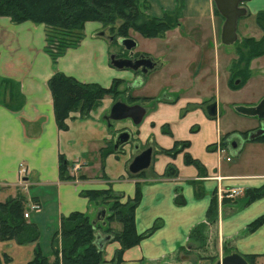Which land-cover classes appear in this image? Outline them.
I'll list each match as a JSON object with an SVG mask.
<instances>
[{
	"label": "crops",
	"instance_id": "crops-1",
	"mask_svg": "<svg viewBox=\"0 0 264 264\" xmlns=\"http://www.w3.org/2000/svg\"><path fill=\"white\" fill-rule=\"evenodd\" d=\"M244 5L247 14L238 19V37L260 39L264 31L256 16L264 10V0H247ZM176 6L177 0H147L146 12L161 17ZM249 19L254 21L250 23ZM223 23L224 17L213 0H182L179 25L168 31L176 36L170 38L178 43L176 55H168L167 59L161 57L162 64L158 62L159 66L141 72L114 66L110 58L115 53L114 48L111 49L112 43L100 34L101 30L96 32L90 22L85 24L81 42L68 48L53 63L46 50L44 23L15 22L10 16L0 14V81L13 82L16 86L11 89L15 98L13 103L9 100L4 103L1 99L3 89L0 91V201L23 197L24 212L30 213L26 220L38 227L37 246L48 260L61 258L59 231L62 217L74 211L89 216L94 212L93 220L101 209L100 204L83 194V190L111 186L125 201L134 197L138 184L141 200L135 208L137 232L143 233L155 223L159 225L137 244L124 249L118 260L115 255L120 248L119 241L106 242L103 260L97 264H217L231 252L242 254L250 264H264V221L254 230L247 229L264 214V192L257 194L264 187V138L248 139L249 132L264 125V118L249 116V120H244L246 129L222 132L217 128L215 139H209L208 151H202L194 142L190 144V139L182 137H176L170 145L157 142L159 148L147 139L154 146L151 164L140 175L132 177L127 173L134 157L130 160L128 154L115 151L105 154L102 150L114 135L105 120L112 98L106 97L102 105L90 110L88 115H83L79 109L70 111L63 127L56 120L49 87V79L56 71H61L78 81L98 83L106 88L116 79L123 80V89H130V98L125 95V102L130 104L153 107V98L159 93L158 99L162 103H172L180 96L189 98L192 83L194 86L206 75L210 78L212 75L210 62L200 59L197 51L228 45L221 42ZM254 23L258 27L253 28ZM185 33L191 40L184 36ZM182 40L187 43L181 44ZM180 48L183 49L181 52ZM134 49L133 52L156 60L150 52ZM166 54L158 53L159 56ZM235 58L237 53L226 59L227 80L231 75V70L227 69L231 68ZM190 66L194 71L190 84H185ZM159 67L164 70L151 73ZM146 89L155 92L154 95ZM19 95L23 96L21 100ZM213 100L208 104L216 103L217 114L208 115L217 118L220 104ZM152 119L146 120L142 127L137 124L138 137H141L140 130H149ZM175 145H179V153L183 156L169 153ZM222 145L226 150L220 155L217 149ZM155 151L177 157L163 161V167L156 170ZM186 153L196 162L187 163ZM21 164L27 168L23 174L19 173ZM73 164L79 166L72 170L78 173L80 169L79 176L73 174L67 178ZM169 164L177 169L176 175L165 174ZM231 187H238L239 193L228 197L226 193ZM177 188L185 197L184 204L174 201ZM33 204L38 206L32 208ZM211 206L216 208L217 218L206 229L207 244L199 257L197 243L190 242L189 233L196 224L206 221ZM116 225L112 227L121 229L119 222ZM98 234L105 236L101 231ZM4 242L9 247L14 241ZM37 246L29 243L28 258L23 264L33 259Z\"/></svg>",
	"mask_w": 264,
	"mask_h": 264
},
{
	"label": "trees",
	"instance_id": "trees-1",
	"mask_svg": "<svg viewBox=\"0 0 264 264\" xmlns=\"http://www.w3.org/2000/svg\"><path fill=\"white\" fill-rule=\"evenodd\" d=\"M146 0H0V14L8 15L15 22L30 20L36 23H44L46 26V50L53 63L63 55L65 50L77 46L84 37V25L86 20H100L106 24H114L117 19L122 23L115 30L117 37H126L129 29L133 28L146 37H162L165 32L179 25V12L182 0H177L174 10L165 12L161 17H155L146 12ZM257 23L264 31V10L256 16ZM114 33V32H113ZM237 47V58L231 64L229 84L231 87H239L247 79V69L250 61L264 54V35L260 39L254 37L241 38ZM243 65V67H241ZM236 80L240 83L236 84ZM5 83V82H4ZM3 83V84H4ZM7 84V83H5ZM13 82H9L8 89L3 88L1 99L4 103L15 101L14 95L7 99V92L12 89ZM56 120L59 126H65L64 120L70 111L79 109L83 115H88L99 103V99L109 92L98 83L81 82L61 71H56L49 79ZM23 96L19 95L18 99ZM8 105V104H7ZM247 133V132H245ZM264 138V135L258 137ZM256 138V139H258ZM184 145L187 143L183 142ZM103 150V149H102ZM115 151L114 149L111 150ZM111 151L104 152L105 154ZM117 152V151H115ZM170 152H179L178 145L170 149ZM188 163L196 160L188 153L185 154ZM141 173L137 174L140 175ZM167 176L177 174V169L169 164L165 173ZM134 175V174H133ZM64 177V176H63ZM67 178L70 175H66ZM264 187L257 194H262ZM83 194L91 201L105 206V202L114 199L110 204L109 214L106 215V224L98 222L93 224L91 217L81 211L71 212L62 217L60 224L61 258L50 261L38 248L40 231L38 227L24 217L23 197H9L0 201V239L2 241H14L20 244L33 243L37 247L32 260L28 264H97L103 260V249H99L95 242L98 232L111 235L112 240L120 243L115 258H120L121 252L137 244L143 237L150 234L159 223H155L148 230L139 233L135 227V208L141 200V188L137 184L134 197L123 201L122 194L117 193L111 186L103 189H86ZM176 204H184L185 197L177 188L174 197ZM217 218V211L209 207L206 221L196 224L189 233L190 242L197 243L196 250L202 257L207 244L206 229ZM115 221L121 224L117 230L109 222ZM264 221V214L251 222L247 229L254 230ZM190 252V250H186ZM5 261L11 257L6 254ZM3 263L0 255V264Z\"/></svg>",
	"mask_w": 264,
	"mask_h": 264
},
{
	"label": "rangeland",
	"instance_id": "rangeland-1",
	"mask_svg": "<svg viewBox=\"0 0 264 264\" xmlns=\"http://www.w3.org/2000/svg\"><path fill=\"white\" fill-rule=\"evenodd\" d=\"M147 4V0L145 1ZM250 23L253 22V19L248 20ZM86 22H90L96 32L98 31H105L104 37L107 39L109 43H112V48L114 51H121L125 52L128 51L125 47L119 42V39L122 37H117L115 35V30H117L118 26L122 23V20L117 19L114 24H106L100 20L88 19ZM85 22V24H86ZM258 27L256 23L252 26ZM85 31V25H84ZM114 32V34H113ZM126 37H131L136 39L137 46L135 50L146 51L150 52L152 56H155L157 62H161L162 58L167 59L168 55L175 56L178 51V43L174 42L170 38H174L173 34L165 32L162 37H146L139 31L131 28L127 32ZM190 39V35L186 34ZM108 37H111L108 38ZM113 38V39H112ZM243 38V37H242ZM116 39V43L113 40ZM241 38H239L240 40ZM258 39V38H257ZM191 40V39H190ZM232 45H221L219 48H208L206 51L198 50V56L207 59L208 62L211 64L212 75L211 78L206 75L203 77L199 82L195 83L191 87V95L189 98H184L182 96L176 97V100L172 103H162L159 101L160 93L156 95L154 100L153 107L151 105H146V113L140 122V127L147 121H150V117H153L152 122H149V130L147 132L140 130L138 133L141 137L137 136L136 128L137 125L132 122L130 118H125L121 120H111L110 128L113 131V138L108 145L103 148V153L107 152L108 150L111 151L114 149V139L118 132L122 130H129L131 132V140L127 142L123 146L119 148L117 152L121 155L128 154L130 160L134 157V155L141 150L145 149L147 146L154 147L148 140L154 142L155 146H157V142L163 145H170L173 143V140L176 137H182L185 139H190L191 142H194L196 147L202 148V151L207 150V145L210 143L209 139H215V133L217 128L220 129L222 132H225L226 129H246L244 128L245 122L244 120H249V116L244 114H239L235 111V107L237 106H251L256 105L262 98H264V54L258 57H255L250 63L247 69V79L246 81L240 85L239 87H231L229 84L228 74L226 73V59L229 56H232L233 53H237L236 48L240 45L238 41ZM181 44H186L187 40L180 41ZM68 49V48H67ZM67 49L65 51H67ZM183 49L180 48V52ZM168 53L166 56H159L158 53ZM65 53V52H64ZM149 53V54H150ZM192 54V52H191ZM119 57V56H117ZM236 59V58H235ZM163 61V60H162ZM199 61V60H198ZM164 62V61H163ZM162 64V62H161ZM197 67V66H196ZM243 67V65L241 66ZM188 69L189 80L185 82V84H190V78H192V73L194 71V67L190 66ZM164 70L163 67H159L152 71L151 73H155L157 71ZM210 68H207V71ZM227 71L230 72L228 68ZM150 73V74H151ZM123 80L116 79L114 80L113 84L110 86L109 92H106L102 98L99 99V103L97 107L101 106L103 100L106 97L112 98V104L117 100H126L125 95L129 96V91L127 87H123L122 85ZM3 81H0V91L6 86L8 89L9 82L3 84ZM162 86V82H160ZM16 86L12 85V90ZM156 88V87H155ZM12 90L8 92L7 99L9 96L14 95L11 94ZM147 92L151 93L150 95H154L155 92L152 90L146 89ZM156 90V89H154ZM1 96V95H0ZM215 99V100H213ZM213 101H217L220 104L219 107V114L218 117H210L208 115L207 106L208 103ZM130 104V103H128ZM134 104V103H133ZM143 105V104H142ZM106 110L107 114L110 113V108ZM145 106V105H144ZM94 108V109H95ZM158 114V119H156ZM240 118V119H239ZM259 128V127H258ZM246 133L245 135H247ZM139 139V141H138ZM148 139V140H147ZM141 140V141H140ZM138 141L141 145L139 148L135 150L133 143ZM209 141V142H208ZM137 142V143H138ZM213 145V144H211ZM160 147V146H159ZM158 147V148H159ZM179 147V145H178ZM184 147V145L182 146ZM181 148V146H180ZM115 150V149H114ZM170 151V150H169ZM210 151V150H209ZM161 151H155V168L156 170L161 169L162 162L167 159H173L177 156H183L179 152L176 153L177 156H174L165 152L160 153ZM153 158V156H152ZM69 175L72 176L77 175L79 176V171L72 172L74 168V164L70 167ZM129 176H135L132 173H127ZM124 197L121 199L123 200ZM114 202V199H110L105 202V206L107 208V212L109 214L110 204ZM103 205H99V208H102ZM95 213L92 212L90 217L92 218ZM107 214V213H106ZM108 222V221H106ZM111 226H117L115 221L109 222ZM107 224L103 227H106ZM116 229V228H115ZM102 232V231H101ZM105 234V232H102ZM29 244H20L17 242H12L9 247H6L5 242L0 239V255H2V264H23L26 262L28 256V249L27 247ZM6 250L7 253L10 255L11 259L9 261H5L4 253Z\"/></svg>",
	"mask_w": 264,
	"mask_h": 264
},
{
	"label": "water",
	"instance_id": "water-1",
	"mask_svg": "<svg viewBox=\"0 0 264 264\" xmlns=\"http://www.w3.org/2000/svg\"><path fill=\"white\" fill-rule=\"evenodd\" d=\"M218 12L224 17V23L221 31V42L224 44H233L238 40L237 24L238 19L247 14V8L244 2L247 0H213ZM101 35L105 34V31L100 32ZM111 39V37H108ZM113 39V38H112ZM119 42L130 51V57H117V53L111 54V62L114 66L122 69L129 68L132 70H138L141 68L143 72L156 67L155 61L151 57L141 55L138 58H133V49L136 47L137 42L131 37H122ZM236 84L240 83L236 80ZM238 112L248 116H257L258 118H264V98H262L256 105L252 106H237L235 108ZM207 111L210 116H215L217 114V105L215 102L207 106ZM146 113V106L140 103L128 104L123 100L115 101L111 108L110 113L105 115V120L108 125H111V120H121L125 118H130L134 124H139L142 121L143 116ZM264 135V125L262 124L259 128L249 132L248 139L254 140L260 136ZM131 132L129 130H122L118 132L114 139V149L118 151L121 146L130 142ZM135 150L139 148L138 143H133ZM153 156V147L148 146L147 148L138 152L133 160L128 166V170L132 174H138L148 168L151 164ZM107 210L102 207L98 210L95 218L92 220L93 224L102 222L106 224ZM112 239L111 235L102 236L100 234L96 235L95 242L98 244L99 249H103L104 244ZM217 264H250L249 261L238 252H231L224 255Z\"/></svg>",
	"mask_w": 264,
	"mask_h": 264
},
{
	"label": "built area",
	"instance_id": "built-area-1",
	"mask_svg": "<svg viewBox=\"0 0 264 264\" xmlns=\"http://www.w3.org/2000/svg\"><path fill=\"white\" fill-rule=\"evenodd\" d=\"M217 150H218V153L220 155H222V153L225 152L226 149L222 145V146H218V149ZM226 158L228 160H230L231 159V156H227ZM75 167L78 168L79 166L77 164H75L74 168ZM26 169L27 168L24 167V164H21L20 165V168H19V173L23 174L26 171ZM237 193H239V188L238 187H231L229 190H227V193L226 194H227L228 197H233ZM37 206L38 205L33 204L32 205V208H36ZM29 215H30L29 211H25L24 212V216L25 217H29Z\"/></svg>",
	"mask_w": 264,
	"mask_h": 264
},
{
	"label": "flooded vegetation",
	"instance_id": "flooded-vegetation-1",
	"mask_svg": "<svg viewBox=\"0 0 264 264\" xmlns=\"http://www.w3.org/2000/svg\"><path fill=\"white\" fill-rule=\"evenodd\" d=\"M113 34H114V33H113ZM116 41H117L116 39L113 40L114 43H116ZM134 50H135V49H134ZM115 53H117V56H119V57H130V56H131V55H130V51H125V52L123 53V52L117 50V51H115ZM140 53H141V52H136V51H135V52L133 53L132 57H133V58H138V57H140V56L142 55V54H140ZM145 56H148V55H145ZM152 60L155 61V63L157 64L156 67L159 66V65H158V62H157L156 60H154V59H152ZM138 70H140V71L142 72L141 68H139ZM148 71H150V70H148ZM133 145H134V144H133Z\"/></svg>",
	"mask_w": 264,
	"mask_h": 264
}]
</instances>
